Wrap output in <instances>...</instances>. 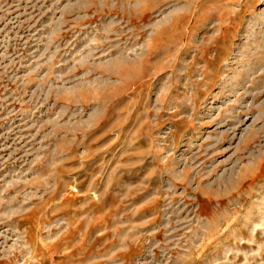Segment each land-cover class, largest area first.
I'll return each instance as SVG.
<instances>
[{
	"label": "rangeland",
	"instance_id": "obj_1",
	"mask_svg": "<svg viewBox=\"0 0 264 264\" xmlns=\"http://www.w3.org/2000/svg\"><path fill=\"white\" fill-rule=\"evenodd\" d=\"M0 264H264V0H0Z\"/></svg>",
	"mask_w": 264,
	"mask_h": 264
},
{
	"label": "bare ground",
	"instance_id": "obj_2",
	"mask_svg": "<svg viewBox=\"0 0 264 264\" xmlns=\"http://www.w3.org/2000/svg\"><path fill=\"white\" fill-rule=\"evenodd\" d=\"M169 41H171V40H169ZM141 68H142V67H141ZM144 68H145V67H144ZM125 70H126V69H125ZM122 71H123V69H122ZM141 72H142V70H141ZM141 72H140V73H141ZM140 73L138 72V74H140ZM140 75H141V74H140ZM137 76H138V75H137ZM138 77H139V76H138Z\"/></svg>",
	"mask_w": 264,
	"mask_h": 264
}]
</instances>
